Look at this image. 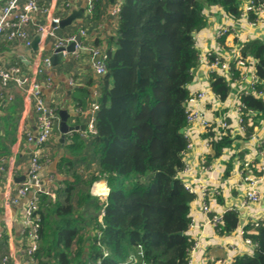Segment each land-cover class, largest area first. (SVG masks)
Listing matches in <instances>:
<instances>
[{
    "label": "trees",
    "instance_id": "trees-1",
    "mask_svg": "<svg viewBox=\"0 0 264 264\" xmlns=\"http://www.w3.org/2000/svg\"><path fill=\"white\" fill-rule=\"evenodd\" d=\"M103 1L96 0L90 15L99 16ZM256 2L264 5V0ZM216 4L231 17L241 15V0L123 1L116 16V41L104 51L106 73L99 75L96 133L88 142L80 133L71 135L74 152L92 148L98 160L92 182L104 180L109 193L104 199L82 191L76 197L69 188L64 202L41 194L36 264H90L103 248L109 251L105 264L132 254H141L143 264H187L193 244L187 235L190 203L195 195L179 178L187 146L180 129L187 124L188 85L199 62L192 33L206 26L204 10ZM242 55L255 58L256 88L264 91V43L245 42ZM233 73V80L241 77L234 65ZM210 82L215 95L226 100L231 90L226 78L213 73ZM89 99L86 90L80 91L79 110L91 107ZM241 102L246 111L257 112L253 126H258L264 100L243 94ZM246 122L247 118L245 127ZM247 131L250 134L253 128ZM223 132L212 142L216 157L233 143L230 131ZM93 201L96 212L86 215L85 207ZM102 208L103 226L98 220ZM239 222L238 212H226L218 233L231 234ZM245 236L257 243V256H239L234 264H264V226L256 233L245 231Z\"/></svg>",
    "mask_w": 264,
    "mask_h": 264
},
{
    "label": "crops",
    "instance_id": "crops-1",
    "mask_svg": "<svg viewBox=\"0 0 264 264\" xmlns=\"http://www.w3.org/2000/svg\"><path fill=\"white\" fill-rule=\"evenodd\" d=\"M3 3L4 0H0V6ZM40 5L49 7L52 15L61 20L73 12L82 11V16L70 25L58 28L59 37L80 36L86 47L100 44L98 47L103 51L111 42L116 41L118 18L111 15L110 0L103 1L98 17L88 12L87 0H40ZM204 14L207 19L206 26L195 33L199 62L194 70L193 80L188 85L190 99L187 107L204 111L213 129L208 131L201 125L192 127L193 148L183 156L188 170L180 172L179 175L184 181L193 183L201 179L200 182L209 187L220 189L221 196L210 201L216 212L224 213L231 207L239 211L240 224L236 231L230 235H219L215 227L208 222V215L202 211L200 197L197 195L190 203V216L194 226L191 225L188 235L200 242L195 264H233L237 257L254 253L253 247L245 244L243 236V229L249 218L256 214L264 219V181L260 184L261 201L248 207L243 204L248 185L242 179L243 171L252 170L258 173L264 167V157L259 153L260 139L264 138V116L258 126H253L256 115L248 116L246 131L243 133L239 130L236 106L241 101L243 91L248 88V75L256 71L255 58L249 56L245 65H239L241 77L231 81L229 96L222 101L211 88V69L206 53L220 49L216 31L222 26L236 27V33H231L225 38V47L234 46L238 41L256 39L264 43V22L252 26L244 20L235 21L219 4L205 8ZM33 22L31 32L34 40L38 35L35 32L36 25H49V20L39 11L34 15ZM81 30H85L86 35L81 36ZM54 41V38H46L36 50L32 46H26L22 40L8 42L1 39L0 59L6 67L12 64L20 65L27 75L32 73L35 62H38L45 69L39 79L43 81L45 77H51V84H43L42 88L46 104L56 108L58 114L60 110H66L69 114L67 123L75 127L64 137L60 130L59 118L51 139L42 150L45 160L44 181L45 185L52 189L53 196L64 202L69 188H73L76 197L82 191L92 197L104 199L109 193L106 182H92V176L98 168V160L93 156L92 148L85 147L79 152H74L71 148V135L83 130L87 122L86 116L78 112L77 99L80 91L86 90L89 93V103L98 102L100 76L93 71V58L88 49L81 50L77 56L70 52L58 63L46 64L44 58H51L54 54ZM112 45L114 48V44ZM201 91H205L207 96L203 101H198L196 97ZM223 120L229 124L227 130L231 133L233 143L216 157L212 142L221 137L217 134ZM250 128H253V131L248 134L247 129ZM27 131L37 132L34 103L16 85L5 87L0 83V257H8L6 264H30L26 254L28 238L24 213L32 193L20 199L19 203L7 204L10 195L15 194L17 187L27 179L33 151V146L27 142ZM252 135H255V138ZM203 158L211 165V169L205 173L200 171ZM49 178H53V181H49ZM96 204L97 202L93 201V204L86 206L84 213H95ZM255 232L257 230L252 231Z\"/></svg>",
    "mask_w": 264,
    "mask_h": 264
},
{
    "label": "built area",
    "instance_id": "built-area-1",
    "mask_svg": "<svg viewBox=\"0 0 264 264\" xmlns=\"http://www.w3.org/2000/svg\"><path fill=\"white\" fill-rule=\"evenodd\" d=\"M124 0H114L111 8V15L118 16L120 12V8L123 4ZM241 15L238 18H234L235 21H247L250 25L256 26L260 22H264V5L263 3H257L256 0H241ZM87 10L89 13H92L96 0H87ZM244 4V5H243ZM43 13L49 20V25L42 23L37 24L35 27V32L40 35L39 44L42 45L46 38L55 39L53 43L54 52L58 48L64 47L61 51L63 56L69 55L65 47L70 42H75L74 49L72 51L75 56L81 50L88 49L93 58L92 68L95 74L103 75L106 73V53L97 47H86L82 41H76L77 36L73 35L69 38L59 37L57 35V30L59 28V22L61 19L52 15V11L49 7H44L40 5V0H4V3L0 6V40L5 39L7 41H15L22 40L26 46L30 47L32 45V32L31 26L34 24L33 19L34 15L37 12ZM54 24V26H53ZM231 33H236V27H227L222 26L216 31V37L218 40V46L220 49L218 51H208L206 53V57L209 59V66L211 69V74L217 73L226 78L229 82V86L231 81L233 80V65L235 68L239 69V65L246 63L249 56L243 58L242 49L245 42H237L234 46L225 47V40L222 41L223 38H227V36ZM81 36L86 35L85 30H81ZM44 62L46 64H50L51 58L45 57ZM196 69V68H195ZM194 69V70H195ZM45 73V69L35 62V66L32 69V73L27 75L23 72L22 68L18 64H12L8 67L4 66L0 59V83L7 87L10 84H14L20 89H22L26 95V97L31 100L36 109L37 114V132L34 133L32 131H27V142L33 146V151L29 161L28 167V175L27 179L23 181L16 189V193L10 195L7 204H16L19 203L20 199L27 197L30 193L31 197H29L27 201V205L24 213V224H25V232L28 238V246L26 247L27 260L30 264H36L34 254L40 247V233H39V220L40 216L38 215L39 210V200L41 194H45L48 196H53V191L45 185L44 181V165L45 160L43 159L42 150L47 142L51 139L53 135V131L55 125L59 121V114L56 108L48 106L45 102L42 88L43 84H51V77H45L43 81L39 79L40 75ZM194 75V72H193ZM259 78L257 77L256 71H253L248 75V88L243 91V94H252L255 97L262 98L264 97V91H259L256 88V84L258 83ZM215 94V93H214ZM207 96L205 91H201L198 93L196 99L198 101H203ZM189 101V100H188ZM187 101V103H188ZM186 103V113H187V124L184 128V135L187 141L186 150L183 153V156L193 148V140L191 135L193 134L192 127L195 125H201L206 130H211L212 123L209 121L206 113L202 110L192 109L187 107ZM99 103L93 102L91 107L87 110H79L78 112L81 115L86 116L87 122L86 126L83 130L79 131L80 136L83 139L90 140L94 134L96 133V115L99 110ZM237 117L236 120L239 125V130L241 132L246 131L245 121L248 116L257 115L256 111L248 110L246 111V106L240 101L236 106ZM229 124L226 120L220 124V131H218L219 136L224 135L223 130L227 129ZM255 138V135H252ZM217 139V138H215ZM212 141V140H211ZM260 149L259 153L262 157H264V138L260 139ZM184 168L180 172H186L188 170L187 164L184 162ZM211 169V165L208 164L206 158H203L200 164V171L205 173ZM180 174V173H179ZM179 178H182L179 175ZM242 179L248 185V188L245 193V198L243 200V204L250 207L253 204H258L261 201V190L260 184L264 181V167L260 170V172H250L243 171ZM49 181H53V178H49ZM200 182L201 179H198ZM184 186L188 191L193 193L195 197L198 195L201 201V209L202 211L208 215V222L218 230L220 225L224 223V215L229 211H239L231 207L224 213L216 212L211 206L210 201L221 196V191L217 187H209L206 183L203 182H188L182 180ZM104 208V205H103ZM102 210L99 213L98 220L100 224L103 226V220L105 216V210ZM240 215V214H239ZM254 215V214H253ZM191 217V216H190ZM194 221L191 218V223L189 228L193 225ZM240 224V222H239ZM250 225L251 229L246 230V226ZM243 229V236L245 244L252 246L255 253V248L257 247V243L254 242L250 237L245 236V231L247 233H252L253 230H257L259 227L264 226V219L258 217V215H254L250 217L248 223ZM239 227V225H238ZM237 227V228H238ZM188 228V230H189ZM236 228V229H237ZM187 230V235H188ZM236 231V230H235ZM233 231L231 234H233ZM256 233V232H255ZM219 234V233H218ZM220 235V234H219ZM230 235V234H228ZM189 236V235H188ZM1 237V236H0ZM190 237V236H189ZM191 239V238H190ZM193 244L189 250L188 261L187 264H195V258L199 250L200 242L197 239H191ZM245 254V255H253ZM243 256V255H242ZM109 257V251L106 248H103L102 255L96 259L93 263L90 264H105L104 261ZM237 259V258H236ZM8 261V257H3L0 260V264H6ZM236 261V260H235ZM233 262V264L235 263ZM113 264H143L141 260V254L130 255L127 259L117 261ZM212 264H219L218 262H214Z\"/></svg>",
    "mask_w": 264,
    "mask_h": 264
},
{
    "label": "water",
    "instance_id": "water-1",
    "mask_svg": "<svg viewBox=\"0 0 264 264\" xmlns=\"http://www.w3.org/2000/svg\"><path fill=\"white\" fill-rule=\"evenodd\" d=\"M110 1H111V3L114 2V0H110ZM81 12H73L68 17L62 19L59 22V27H65L66 25H70L76 18H79L82 16L83 13H81ZM53 26H54V24H53ZM192 36L195 37V33H192ZM39 40H40V35H37L34 38L32 45H31L36 50H37L38 45H39ZM80 40H81V37L77 36L76 41H80ZM74 46H75V42H70L67 45V47H65V49L68 52H72V51H75ZM63 49H64V47L58 48L57 50H55L54 54L51 57V63H58L59 61H61L64 58L63 54L61 53V51ZM185 106H186V104H185ZM59 116H60V130L63 133V136L65 137V135L67 133H69L70 131H73L75 127H72L67 123L69 114L66 110H63V109L60 110ZM180 133H184V128L180 129ZM181 234L182 233L180 232L179 235H181ZM253 256H257V254L254 253Z\"/></svg>",
    "mask_w": 264,
    "mask_h": 264
}]
</instances>
